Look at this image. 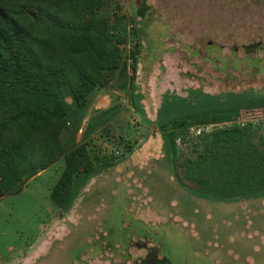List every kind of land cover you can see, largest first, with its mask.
<instances>
[{"label": "rangeland", "instance_id": "obj_1", "mask_svg": "<svg viewBox=\"0 0 264 264\" xmlns=\"http://www.w3.org/2000/svg\"><path fill=\"white\" fill-rule=\"evenodd\" d=\"M103 13L123 16L127 70L74 115V141L101 170L66 213L49 196L63 159L0 197V264H264V195L219 201L180 187L154 126L166 92L264 90V0H106ZM234 124L264 133V109L193 125L178 144Z\"/></svg>", "mask_w": 264, "mask_h": 264}, {"label": "trees", "instance_id": "obj_2", "mask_svg": "<svg viewBox=\"0 0 264 264\" xmlns=\"http://www.w3.org/2000/svg\"><path fill=\"white\" fill-rule=\"evenodd\" d=\"M105 4L106 0H0V197L21 192L26 180L63 159L64 168L49 196L66 213L101 170L88 142L74 141L79 124L74 115H83L90 93L127 70L123 16L104 14ZM136 69L133 54V75ZM130 88L132 104L142 112L141 95L134 93L135 85ZM256 109H264V90L211 94L188 88L185 95L164 93L154 126L176 183L219 201L263 196L261 129L215 127L205 140L185 149L178 144L193 125L221 123Z\"/></svg>", "mask_w": 264, "mask_h": 264}, {"label": "crops", "instance_id": "obj_3", "mask_svg": "<svg viewBox=\"0 0 264 264\" xmlns=\"http://www.w3.org/2000/svg\"><path fill=\"white\" fill-rule=\"evenodd\" d=\"M4 197V196H3Z\"/></svg>", "mask_w": 264, "mask_h": 264}]
</instances>
